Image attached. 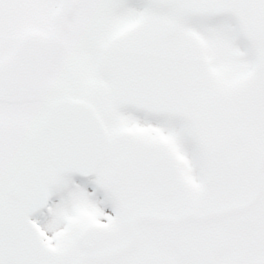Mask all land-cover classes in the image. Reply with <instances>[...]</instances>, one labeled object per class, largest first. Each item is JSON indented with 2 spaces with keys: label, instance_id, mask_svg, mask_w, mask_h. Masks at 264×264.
Returning <instances> with one entry per match:
<instances>
[{
  "label": "snow or ice",
  "instance_id": "1",
  "mask_svg": "<svg viewBox=\"0 0 264 264\" xmlns=\"http://www.w3.org/2000/svg\"><path fill=\"white\" fill-rule=\"evenodd\" d=\"M0 264H264V0H0Z\"/></svg>",
  "mask_w": 264,
  "mask_h": 264
}]
</instances>
